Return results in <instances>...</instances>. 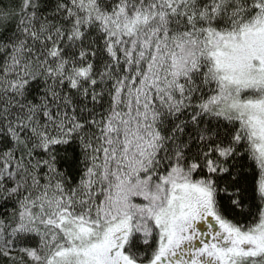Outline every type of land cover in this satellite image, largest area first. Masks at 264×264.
I'll return each mask as SVG.
<instances>
[{
    "label": "snow or ice",
    "instance_id": "snow-or-ice-1",
    "mask_svg": "<svg viewBox=\"0 0 264 264\" xmlns=\"http://www.w3.org/2000/svg\"><path fill=\"white\" fill-rule=\"evenodd\" d=\"M0 264H264V0H0Z\"/></svg>",
    "mask_w": 264,
    "mask_h": 264
}]
</instances>
